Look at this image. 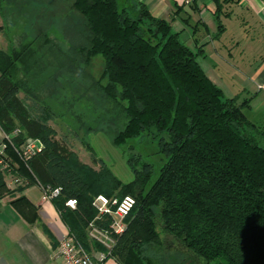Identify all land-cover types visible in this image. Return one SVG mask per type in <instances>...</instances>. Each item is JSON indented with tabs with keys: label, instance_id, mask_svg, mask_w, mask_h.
<instances>
[{
	"label": "trees",
	"instance_id": "obj_1",
	"mask_svg": "<svg viewBox=\"0 0 264 264\" xmlns=\"http://www.w3.org/2000/svg\"><path fill=\"white\" fill-rule=\"evenodd\" d=\"M60 1V30L76 33L74 53L84 61L104 59L107 83L100 89L119 107L114 144L126 147L132 177L124 181L105 166L87 168L57 138L49 122L55 112L19 77L34 57L31 42L0 49V127L10 136L3 155L13 159L17 175L62 187L52 202L88 252L92 245L105 249L89 236L94 198L133 195L127 227L107 257L118 264H264V126L244 110L251 98L226 95L199 62L202 48H190L143 0ZM214 1L220 18L239 0ZM35 37L55 45L42 25ZM30 138L41 148L22 159L15 148ZM131 139L156 143L163 156L157 176ZM15 191L0 169V198ZM69 198L77 199L75 209L66 205ZM11 202L27 219L39 217L25 195ZM110 222L96 219L100 227Z\"/></svg>",
	"mask_w": 264,
	"mask_h": 264
},
{
	"label": "rangeland",
	"instance_id": "obj_2",
	"mask_svg": "<svg viewBox=\"0 0 264 264\" xmlns=\"http://www.w3.org/2000/svg\"><path fill=\"white\" fill-rule=\"evenodd\" d=\"M60 4V0H5L4 11L0 13V49L8 50L11 46L21 47L32 43L34 57L27 63L29 70L21 71L19 77L26 82L36 99L49 105L55 112L49 122L57 130V138L64 139L77 161L87 168L100 171L105 166L127 181L131 179L132 172L126 147L114 144L119 107L100 89L101 84L107 83L103 77L104 59L96 55L84 61L74 53L77 36L76 33L65 35L60 30L64 22L62 8L58 7ZM63 8L66 9L65 6ZM58 18L61 25L57 27L53 22ZM170 20L177 25V21ZM239 21L240 18L235 19L236 23ZM47 24L54 26L48 28ZM232 24H229V29L218 43L220 47L227 46L224 58L212 55L205 60V57H198L205 71H209L208 65H216L213 71L224 80L228 96L240 91L245 81L244 70L250 69L248 65L259 60L264 53V36L259 29L253 27L249 31L260 41L256 44V51H248L234 44L236 29ZM41 25L55 45L43 43L35 37L36 27ZM192 48L196 50L194 46ZM228 52L232 53L233 59L227 58ZM239 56H245V61ZM238 95L240 100L250 98L244 92ZM20 96L24 97V93L20 92ZM137 140L131 139L129 142L136 144L137 150L155 164L157 176L163 156L157 153L156 143H138ZM9 158L12 162L13 159ZM10 177L9 180L14 181V176Z\"/></svg>",
	"mask_w": 264,
	"mask_h": 264
},
{
	"label": "crops",
	"instance_id": "obj_3",
	"mask_svg": "<svg viewBox=\"0 0 264 264\" xmlns=\"http://www.w3.org/2000/svg\"><path fill=\"white\" fill-rule=\"evenodd\" d=\"M153 14L177 21L172 25L184 36V41L192 48H202L201 57L224 58L227 46H219L229 24L234 23L236 34L234 44L244 50L256 51L258 43L256 37L249 32L253 27L260 30L264 36V1L239 0L229 5L230 14L217 18L216 3L214 0H194L191 5L181 4L180 0H143ZM240 18L238 23L235 19ZM244 21H243V20ZM246 20V22H245ZM220 22L223 28L220 27ZM233 41V40H232ZM193 49V48H192ZM194 50V49H193ZM224 54V55H223ZM227 58L233 59L228 52ZM239 59L245 61V56ZM257 60V59H256ZM250 63L248 70H244V85L240 91L230 94L236 96L241 92L249 94L250 107L244 110L247 116L257 124L264 126V53L259 60ZM212 67V68H211ZM204 68V67H203ZM213 68L216 65H208V76L224 89V80L218 76ZM5 133L0 127V154H6ZM13 172V173H12ZM8 188L15 191L13 195L7 194L0 198V264H62L58 256L60 239L69 231L63 222L60 213L52 201L43 199L42 186L39 183H29L23 176H17L18 172H4ZM14 174V175H12ZM9 176L19 177L20 182L10 181ZM10 177V178H11ZM24 187L21 191L17 187ZM20 195H25L38 209V218L27 219L12 204V200ZM103 249L92 245L89 253L92 259L97 260ZM103 264H118L113 258H108Z\"/></svg>",
	"mask_w": 264,
	"mask_h": 264
},
{
	"label": "built area",
	"instance_id": "obj_4",
	"mask_svg": "<svg viewBox=\"0 0 264 264\" xmlns=\"http://www.w3.org/2000/svg\"><path fill=\"white\" fill-rule=\"evenodd\" d=\"M193 1L180 0L181 4L184 5H191ZM19 131V129H16L13 134H18ZM5 136L10 138L9 135L5 134ZM37 142V140L30 138L15 148V150L22 159H28L40 150L41 145L39 146ZM12 168L13 164H11L10 160L3 154H0V169L4 172H9ZM14 181L20 182V178L15 177ZM41 186L44 200L52 201L61 195L62 187L60 186ZM135 203V197L130 194L123 196L121 199L119 197L98 194L93 200V206L97 209V216L89 224V236L92 240L100 243L105 249L101 251L97 260L92 259L90 253L76 240L69 230L60 239L58 246V256L62 264H103L117 242L116 235L125 231L127 227L126 217L134 208ZM66 205L71 209H75L78 201L76 198H69L66 201ZM105 217L111 218L109 227L98 226L96 219L102 220Z\"/></svg>",
	"mask_w": 264,
	"mask_h": 264
},
{
	"label": "water",
	"instance_id": "obj_5",
	"mask_svg": "<svg viewBox=\"0 0 264 264\" xmlns=\"http://www.w3.org/2000/svg\"><path fill=\"white\" fill-rule=\"evenodd\" d=\"M37 144L40 146V145H41V142H40V141H38V142H37Z\"/></svg>",
	"mask_w": 264,
	"mask_h": 264
}]
</instances>
